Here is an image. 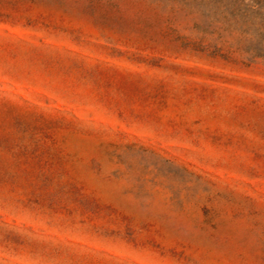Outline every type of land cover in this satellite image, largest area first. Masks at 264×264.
Here are the masks:
<instances>
[{"label":"rangeland","instance_id":"374dc122","mask_svg":"<svg viewBox=\"0 0 264 264\" xmlns=\"http://www.w3.org/2000/svg\"><path fill=\"white\" fill-rule=\"evenodd\" d=\"M0 264H264V0H0Z\"/></svg>","mask_w":264,"mask_h":264}]
</instances>
